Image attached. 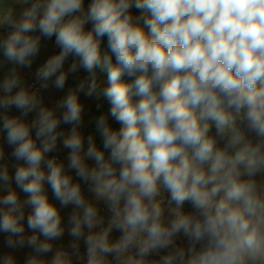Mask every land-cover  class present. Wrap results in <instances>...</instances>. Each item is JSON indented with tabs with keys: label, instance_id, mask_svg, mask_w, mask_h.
<instances>
[{
	"label": "clouds",
	"instance_id": "obj_1",
	"mask_svg": "<svg viewBox=\"0 0 264 264\" xmlns=\"http://www.w3.org/2000/svg\"><path fill=\"white\" fill-rule=\"evenodd\" d=\"M41 37L60 49L36 72L42 89L88 73L56 108L19 72ZM81 93L110 105L102 146L81 131ZM61 141L77 180L49 155ZM45 184L76 209L71 253L54 251L64 228ZM0 233L2 264L24 248L26 264H264V0H0Z\"/></svg>",
	"mask_w": 264,
	"mask_h": 264
},
{
	"label": "rangeland",
	"instance_id": "obj_2",
	"mask_svg": "<svg viewBox=\"0 0 264 264\" xmlns=\"http://www.w3.org/2000/svg\"><path fill=\"white\" fill-rule=\"evenodd\" d=\"M85 3L87 5L88 0H85ZM16 11L18 14L20 11L19 7H17ZM134 12H135V10H134ZM136 14H138V13H136ZM86 27L90 28L91 25L89 24ZM8 30L9 29H7V28L4 29L5 34L7 33ZM101 47H102V50L107 49L106 38L102 41ZM59 51H60V49L56 45L54 37L51 39L41 37L40 51L37 54V56L34 58L32 66L30 68H20L19 69L20 75H21L22 79L24 80V82L28 85V87L31 90L38 91V94L42 97L43 104L50 107V108H56V105L67 94V92L70 89L76 87L79 84V82L81 80H83L81 74H79L76 71L74 73H69L63 89L55 88L51 82L49 83V86L46 89H42L40 87L41 81H39L36 77L37 70L39 69V67H41L47 61V59H49L51 56H53L55 54H58ZM70 65H71V62L67 58L65 61V64H64V68L67 69ZM97 75H98V82H99L101 88L105 87L107 84V74L105 72H101V71H99V69H97ZM80 100L84 105L83 123L81 125V131L86 138L87 135L92 134L91 133L92 132L91 119H92V110H93L95 99H94V95H93V97L89 98V97H86L83 93H81L80 94ZM109 109H110V106H109ZM60 111L61 110L57 109V114H60ZM12 112H13V114H18V110H16V109H12ZM34 116H35V113H30L26 119L31 121V119H33ZM60 127L67 132L68 130H70L71 126L61 124ZM213 131H214V129H213ZM33 136H34V132H33ZM4 147H5L4 159L8 163L10 173H12L14 175L13 165L16 164V161L10 155L12 149L6 143L4 144ZM86 147H87V145L85 144V149H86ZM69 153H70V150L64 148L62 145V141H61V142H58V147L55 150V152L50 153L49 155L50 156L55 155L59 160L63 161L66 171L70 172V174L73 177V180H77L78 178L76 177L74 170H70L67 168ZM89 163L91 164L92 162L89 161ZM81 183H82V188H83L86 196L91 198L92 194L89 192L88 186L83 184V182H81ZM12 187L20 194V198L22 200L26 198L25 194L23 192H21V190L19 188H16L14 180L12 183ZM45 190L48 194L49 200L52 201L58 207V209L61 213V225L64 228L63 236L58 238L57 240L53 241L54 251H55V248L61 247L64 250L69 251L71 253L72 252L71 245L73 243L77 242L76 238L72 237L69 234L70 229L73 226V224L71 222V215L74 211H76V209H75L74 205H71V204H69L67 206L61 205L60 202L55 199V197L52 193L51 187L49 185L45 184ZM100 207H101V214L104 215V217H105V225H106L109 214H108L106 208H104V206L102 204ZM185 208L190 210L191 205L186 204ZM22 223H24V225H25V233L31 234L30 230L27 228L26 220L22 221ZM87 231L88 230L85 229V235H87ZM118 235H119V233L114 232L112 234V238L115 239ZM41 239H43V237H41ZM78 244H79V251H80L81 255H83L86 251V245L84 243V238H80L78 241ZM9 251H12V250H10L7 247L6 234L0 233V253H7ZM30 252H31V249H28V248L16 250L14 253L15 258H16V264H26L27 255ZM51 255H52L51 253L48 254L49 258L51 257ZM73 260H74V264H86V261L76 260L75 256H73ZM0 264H2V262H0Z\"/></svg>",
	"mask_w": 264,
	"mask_h": 264
},
{
	"label": "trees",
	"instance_id": "obj_3",
	"mask_svg": "<svg viewBox=\"0 0 264 264\" xmlns=\"http://www.w3.org/2000/svg\"><path fill=\"white\" fill-rule=\"evenodd\" d=\"M68 60L72 63L74 60V57L69 56ZM79 74H81L83 80L86 79V77L88 76V73L82 68V67H78L76 70ZM94 106H93V110H92V119H91V128H92V135L94 136V140L97 143V145L102 146L101 144V137L99 135V133L96 130V119L98 118V116L102 113H107L109 111V103L106 99H104L103 97L97 98L94 95ZM110 122L112 123L113 127L118 128L119 125L114 121L111 120Z\"/></svg>",
	"mask_w": 264,
	"mask_h": 264
}]
</instances>
